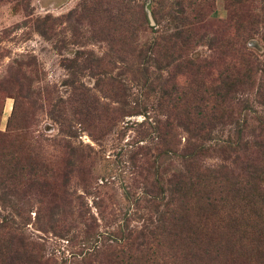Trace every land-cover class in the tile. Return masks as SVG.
I'll use <instances>...</instances> for the list:
<instances>
[{"label": "rangeland", "instance_id": "rangeland-1", "mask_svg": "<svg viewBox=\"0 0 264 264\" xmlns=\"http://www.w3.org/2000/svg\"><path fill=\"white\" fill-rule=\"evenodd\" d=\"M43 18L44 37L35 28ZM233 50L259 63L236 97L248 118L264 119V95L255 94L264 0H0V247L12 237L0 264H151L120 255L119 240L154 219L150 192L165 202L188 139L183 119L209 108L200 94L224 76ZM200 60L208 69L185 66ZM169 86L179 102L167 112ZM232 107L242 124L245 109ZM228 129L215 128L208 144ZM200 163L231 167L216 154ZM215 244L216 264H230L224 239Z\"/></svg>", "mask_w": 264, "mask_h": 264}, {"label": "trees", "instance_id": "trees-1", "mask_svg": "<svg viewBox=\"0 0 264 264\" xmlns=\"http://www.w3.org/2000/svg\"><path fill=\"white\" fill-rule=\"evenodd\" d=\"M46 21L47 18L35 21V28L43 37L47 35L40 24ZM235 51H232L234 61H230L231 65L220 67L224 76L218 73L219 78L211 86L212 90L200 94L201 100L211 103L209 108L203 104L202 108H195L194 114L189 113L183 119L188 139L181 149L179 169L166 177L165 202L161 205L158 200L157 195L161 192H150L147 202L155 214L154 219L148 218L147 226L129 230L120 238L119 253L127 259L151 264H156L157 260L161 264H216L219 247L215 242L217 237H222L225 243L222 249L230 264H249L248 250L254 252L256 264H264V217L260 213L264 206V186L260 185V176L264 173V119L248 118L247 100L236 97L249 84L251 71L248 67H257L259 63L250 61L242 51ZM185 66L193 67L197 74L199 70L208 69L209 63L204 60L187 61ZM260 71L263 72V82L255 93L258 97L264 95V69ZM167 82L162 83L163 88ZM171 90L173 86L162 92L168 99L164 105L167 112L176 108L179 102V97L170 99ZM213 90L217 92L213 93ZM224 103L230 105L227 113L220 107ZM233 105L245 109L240 125L232 112ZM248 120H254V125H249ZM225 125L230 126L226 139L214 145L208 144L213 130ZM162 140L170 144L165 138ZM211 154L227 161L231 167L200 163ZM252 216L259 221L252 220ZM49 220L50 224L55 222L52 218ZM244 236L253 237L254 249L237 247L235 239ZM11 242L12 237L7 239V246L3 242L0 255L9 250ZM27 245L23 244V248ZM236 250L239 251L237 256L228 259Z\"/></svg>", "mask_w": 264, "mask_h": 264}]
</instances>
